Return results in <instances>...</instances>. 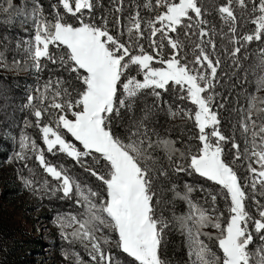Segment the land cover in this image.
Returning a JSON list of instances; mask_svg holds the SVG:
<instances>
[{"label": "snow or ice", "instance_id": "1", "mask_svg": "<svg viewBox=\"0 0 264 264\" xmlns=\"http://www.w3.org/2000/svg\"><path fill=\"white\" fill-rule=\"evenodd\" d=\"M0 16L32 28L11 65L0 41V67L36 77L5 163L75 205L51 219L68 264H172L173 231L184 264H264V0H0ZM14 105L0 85L9 125Z\"/></svg>", "mask_w": 264, "mask_h": 264}, {"label": "trees", "instance_id": "2", "mask_svg": "<svg viewBox=\"0 0 264 264\" xmlns=\"http://www.w3.org/2000/svg\"><path fill=\"white\" fill-rule=\"evenodd\" d=\"M52 1L56 0H41V3L44 5L46 11H50V5ZM104 3H107V0H103ZM142 3L143 0H138ZM204 2L211 7L213 0H204ZM210 21L214 20L217 27H219V20L214 16L210 15L208 17ZM4 17L0 16V41L3 40L5 36L11 39V44L6 52L7 63L12 64L13 59H22L23 50L17 49L15 44L18 40H22L31 34L28 31L31 28L30 24H21L19 20H15L10 24H5ZM249 27H252L249 25ZM27 29V31H25ZM257 45H253L252 51L254 52ZM3 48L0 47V51ZM15 70V71H14ZM13 68H0V85L6 86L11 89V94L15 98V119L12 120L11 124H7L5 114L0 110V181L2 180V191L0 193V198L3 201L4 205L7 207H16V201L24 199L22 206L30 211L32 210L31 204L25 200V196L28 193L26 190L22 189L19 180L17 179V169L22 165H17L15 163H5L6 158L13 152V142L11 136L15 133L18 137L19 128L23 127V116L25 113L19 111V104L24 100L26 91L29 86L34 87L36 84V77L32 72L25 71L22 68L14 69ZM42 81L48 76L47 71L41 74ZM41 81V82H42ZM250 87L254 90V80ZM12 112V109H9V113ZM181 121L179 119L171 121V124L179 125ZM11 127L12 131L6 134L5 130ZM228 128L225 127V131ZM29 135L37 136L38 130L35 128L26 129ZM179 129H176L172 132L173 138L178 134ZM240 139L239 135L237 136ZM37 142L41 143L37 136ZM241 140V144H242ZM49 160H54L51 154H46ZM34 166L38 168V165L35 164L33 160L31 162ZM6 166V167H5ZM42 173V170H39ZM239 171H243V168H239ZM188 182L191 184H198L200 178L198 177H188L183 176L179 180V184L182 186L183 183ZM166 198H171V193H166ZM193 198H199L202 196V193L195 191ZM36 200V208L40 209L39 217L42 218L45 222L51 223L52 216L56 210H74L75 205L71 201H61L59 199H45L42 202L34 197ZM18 201V202H20ZM21 204V203H20ZM1 205V203H0ZM222 206V204H221ZM185 205L182 201H177L175 205V211L181 213L185 210ZM7 210H0V264H33L34 257L38 254L39 249L42 248L43 243L41 239L37 236H32L26 233V230L22 228L19 223L13 221L12 214ZM165 216H170L171 212L168 209L164 211ZM207 231H210L207 229ZM59 240L56 242L57 251L60 253L62 247V241ZM258 243V240H257ZM252 249L256 245L251 246ZM77 250L80 251L84 259H87V254L83 251L82 248L77 246ZM166 258L172 260V264H184L187 259L186 250L183 247V237L178 231H173L170 236V243L166 249Z\"/></svg>", "mask_w": 264, "mask_h": 264}, {"label": "rangeland", "instance_id": "3", "mask_svg": "<svg viewBox=\"0 0 264 264\" xmlns=\"http://www.w3.org/2000/svg\"><path fill=\"white\" fill-rule=\"evenodd\" d=\"M52 3H55V1H52ZM28 31L30 32L29 34H31L32 28H29ZM2 184L3 182L1 180L0 193L2 191ZM25 200L31 204L32 210L28 211L22 206V201H24V199L21 201L18 200L20 202L16 201V207L13 208L9 206L6 207L1 198L0 210L4 209L9 211L12 214L13 221L19 223V225H21L22 228L26 230V233L32 236H37L41 239L43 246L41 249H39L38 254L34 257L35 261H33V264H68V262L62 258L61 254L55 247L57 240H59L57 229L52 225V223L45 222L38 216L40 209L36 208L37 202L33 196L27 193ZM209 230L213 231L212 229Z\"/></svg>", "mask_w": 264, "mask_h": 264}]
</instances>
